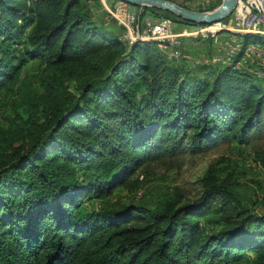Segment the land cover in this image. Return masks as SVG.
I'll list each match as a JSON object with an SVG mask.
<instances>
[{"label":"trees","instance_id":"1","mask_svg":"<svg viewBox=\"0 0 264 264\" xmlns=\"http://www.w3.org/2000/svg\"><path fill=\"white\" fill-rule=\"evenodd\" d=\"M116 30L80 0H0V91L13 111L0 127V264H240L246 252L255 258L243 264H264V213L215 162L190 201L85 206L184 146L247 145L264 173L263 83L233 66L189 74ZM35 60L38 77L18 81Z\"/></svg>","mask_w":264,"mask_h":264},{"label":"rangeland","instance_id":"2","mask_svg":"<svg viewBox=\"0 0 264 264\" xmlns=\"http://www.w3.org/2000/svg\"><path fill=\"white\" fill-rule=\"evenodd\" d=\"M166 1L196 14L212 12L224 2V0ZM80 3L87 8L95 24H101L111 31L112 36L117 37L116 26L100 8L99 0H80ZM109 4L112 5L113 0ZM128 4L133 6L139 14L148 8L146 11H151L157 16L177 18L178 21H175L169 29L171 34L193 31L208 25L185 20L167 9L144 6L139 3ZM239 4L243 6L242 9L244 7L254 9L257 6L259 14L264 15V9L258 0H235L228 13L215 21L219 22L215 28L179 37L180 50L188 56L187 58L172 59L168 57L169 47H158L156 44L167 63L179 66L184 72L207 79L214 76L215 69L230 66V64L220 62L225 55V49L220 46L227 38L235 41L241 39L242 34L238 32L241 28L236 25L242 17L239 13L237 16ZM95 9L100 12L99 17L102 20H95L92 16L91 12ZM225 28L229 29L225 30ZM261 29H264V25ZM211 32H216V34L211 35ZM41 67L37 60L24 63L18 71L17 80L19 81L23 76L36 79ZM255 80L256 83L264 84V81L257 78ZM66 85H68L69 92L77 91L73 82H68ZM3 92L4 90L0 91V127H5L13 114ZM211 162L216 163L217 174L220 178L229 176L235 188L253 203L254 209L259 213H264V173L255 163L250 147L234 141L219 142L196 153H191L189 147L184 146L181 153L147 159L130 172L123 185L114 187L109 195L104 197H88L84 200V204L93 209H114L123 205L151 209L162 207L165 203H171L177 198H180L179 203L190 201L198 196L200 178ZM198 221L201 225H208L209 229L216 227L211 222L207 223V218L201 217ZM254 258L253 252H246L240 264L250 263Z\"/></svg>","mask_w":264,"mask_h":264},{"label":"built area","instance_id":"3","mask_svg":"<svg viewBox=\"0 0 264 264\" xmlns=\"http://www.w3.org/2000/svg\"><path fill=\"white\" fill-rule=\"evenodd\" d=\"M101 9L105 12L106 17L111 19L120 30L119 39L127 45L134 42H155L158 47H169L168 57L178 60L187 58L180 50V36H188L203 30L213 29V22L202 28L193 31H182L178 34H171L169 29L171 25L178 21L177 18L157 16L152 12L143 10L137 13L133 6L121 0H113V4H109L111 0H99ZM263 10V9H262ZM256 6L254 9L248 8L240 22L236 25L241 28L239 34L264 35V15L259 14ZM105 17V18H106ZM229 28H225L228 30ZM230 31V30H229ZM237 32V31H236ZM216 32H211L215 35ZM222 49H225V55L221 59H217L223 64H230L234 68L244 69L252 74L260 81H264V43L260 41L244 42L242 39L233 40L227 38L222 43Z\"/></svg>","mask_w":264,"mask_h":264},{"label":"water","instance_id":"4","mask_svg":"<svg viewBox=\"0 0 264 264\" xmlns=\"http://www.w3.org/2000/svg\"><path fill=\"white\" fill-rule=\"evenodd\" d=\"M124 1L126 3H139L142 4L144 6H152V7H156V8H162V9H167L173 13H175L177 16H179L180 18H183L185 20H191L193 22L199 23V24H210L215 22L216 20L220 19V18H206V19H197L195 18V16L197 14L200 13H193L191 11H188L186 9H183L175 4H171L170 2H167L166 0H144L143 2H140V0H121ZM146 2V3H144ZM169 5V6H166Z\"/></svg>","mask_w":264,"mask_h":264},{"label":"bare ground","instance_id":"5","mask_svg":"<svg viewBox=\"0 0 264 264\" xmlns=\"http://www.w3.org/2000/svg\"><path fill=\"white\" fill-rule=\"evenodd\" d=\"M143 1L144 0H140V2H143ZM234 1L235 0H224L223 4H221L220 7L217 8L216 10H214L212 12L197 14L195 16V18H197V19H206V18H214V17H216V18L223 17L232 8V6L234 4ZM258 2L262 5V7L264 9V0H258ZM144 3H146V2H144ZM166 6H169V5H166ZM242 7L243 6H241V4L238 5L237 16H238V13H239V15H242V17H243V15L247 12L248 7H244V9H242ZM238 10H239V12H238ZM217 25H218V23H215V24H213L211 26V28H215Z\"/></svg>","mask_w":264,"mask_h":264},{"label":"crops","instance_id":"6","mask_svg":"<svg viewBox=\"0 0 264 264\" xmlns=\"http://www.w3.org/2000/svg\"><path fill=\"white\" fill-rule=\"evenodd\" d=\"M101 8V7H100ZM93 12V13H92ZM91 12V14H92V16L95 18V20H99L100 19V17H99V11H97L96 9L95 10H93ZM97 13H98V15H97ZM100 20H102V19H100ZM241 39L243 40V37L241 36Z\"/></svg>","mask_w":264,"mask_h":264}]
</instances>
